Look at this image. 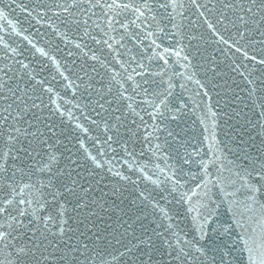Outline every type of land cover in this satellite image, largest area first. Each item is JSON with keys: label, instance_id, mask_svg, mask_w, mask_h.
Wrapping results in <instances>:
<instances>
[{"label": "snow or ice", "instance_id": "obj_1", "mask_svg": "<svg viewBox=\"0 0 264 264\" xmlns=\"http://www.w3.org/2000/svg\"><path fill=\"white\" fill-rule=\"evenodd\" d=\"M5 9L24 14L14 31L34 51L0 36V264H264V0H8L0 19ZM33 21L78 50L75 79L34 42L48 32L23 34ZM35 53L92 127L59 103ZM232 74L244 107L259 102L255 121L231 107ZM189 102L207 151L189 150Z\"/></svg>", "mask_w": 264, "mask_h": 264}, {"label": "water", "instance_id": "obj_2", "mask_svg": "<svg viewBox=\"0 0 264 264\" xmlns=\"http://www.w3.org/2000/svg\"><path fill=\"white\" fill-rule=\"evenodd\" d=\"M23 2L29 3L30 0H23ZM5 3H8V0H0V5L5 4ZM23 19H24V14L20 13L19 10H17L16 12H11L9 9H5V17L3 19H0V36H3L5 40L8 41L9 43H13V42L20 43L21 41H23V36L22 35L18 36L16 34V31H22L21 25L18 24L17 21H22ZM9 20L12 21V24H9ZM32 24L34 26L31 27L28 32L23 33V34L31 36V34L36 33L37 29H39L40 32H48L50 34L49 37H40L39 35H36L34 38V42L37 43L38 47L45 48V51L48 52L50 56H55L56 60L58 61L60 65V69H59L60 71H64L65 75L69 76L70 79H75V75H74L75 70L78 69L79 65L83 62L80 58L78 50L75 49L73 44H68L67 46H65V44L59 38L52 36V34L50 33V30L47 29V27H41L40 25H36L35 21H33ZM14 28L16 29V31H14ZM49 38L53 39L52 44L47 43V40ZM70 39H76V37L73 35H70ZM193 43H196V42L194 41ZM57 45L59 46V49H60L59 51L54 50L55 46ZM23 46L28 47L30 49V53L34 51L27 44V41H23ZM69 50H72L74 52V55L71 57L67 55V52ZM30 53L29 55L31 59ZM0 54H2V48H0ZM229 55L231 54L229 53ZM35 56H36V60L39 61L40 65L45 66V71L42 73V75L48 78L50 86L53 87L55 91L59 92V94L63 97V99H61L59 103H61L62 106H64V108L67 111H71L74 118H79V122L83 123L85 127H92L90 126L88 121H84L82 119L81 111L78 108H76V104L81 99L79 94H77L76 96H73L72 89L66 87L68 81H65L63 77L59 75L57 71V66L53 64L47 57L41 56L39 53H35ZM217 56L218 58L222 59V57H220L218 53H217ZM117 70L119 71V69ZM177 70L183 71V69H179V66H177ZM53 77H55V79H53ZM232 78L235 79L237 83L239 84V88L237 89V91L239 92L241 96V100L238 101L236 104H233L231 107L236 108L237 110L243 109L244 112H248L250 118H252L255 121L258 118V114L260 111L259 106H258L259 102L257 101V107L255 108L254 113L251 112L248 108H245L244 107L245 104L252 103V101L245 99V97L247 96V92L245 91V89L248 86L242 80V78L237 76L236 74H232ZM189 86L192 88L196 87L194 84H190ZM177 91L179 92V89H177ZM216 99L217 97L213 94V98H212L213 110H217L215 107ZM205 102H207V98H205ZM193 107L194 106L191 104V102H189L188 115L185 117V123L183 124V126L189 130L190 136H195L197 138L196 140L191 141L189 150H191V145L195 144L197 147H202L203 151H207L209 141H204L202 146L199 143V141L203 139V135H204L203 125L200 123L201 111L200 109L192 110ZM93 118L96 119L97 117L93 116ZM65 119H67V117H65ZM228 123L233 124L234 121L230 120L228 121ZM220 124H221V127L218 131V139L222 142L221 147H223L224 144H227L228 142V138L225 137L224 135L225 131H228V129L225 128L223 119H221ZM237 127H239V125H237ZM77 134L80 135L81 138L84 140L85 145L89 147L90 150L95 152V147H98V145H96L95 147L93 146L92 141L89 140L88 134H85V133H77ZM93 134H100V133L94 131ZM101 138H103L102 135H101ZM78 146L79 145H77V147ZM225 151H227L226 148H225ZM137 153H138V158H139V145H137ZM109 156H111V153H109ZM125 159L126 158L114 159L113 163L115 164V167L117 169L124 171L126 174H128L129 173L128 164L124 162ZM157 163H160L161 167L164 166L163 161H157ZM153 179H155V177H153ZM146 185L151 186L150 181H143L141 187L143 188ZM227 191H231V189H228ZM221 197L223 198L222 193H221ZM228 199H231V197H228ZM221 219L228 223L231 222V212L228 210L227 204H225V206L221 208Z\"/></svg>", "mask_w": 264, "mask_h": 264}]
</instances>
